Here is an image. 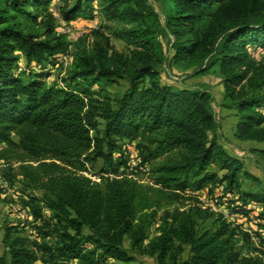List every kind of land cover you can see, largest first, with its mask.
I'll return each mask as SVG.
<instances>
[{
    "label": "trees",
    "instance_id": "trees-1",
    "mask_svg": "<svg viewBox=\"0 0 264 264\" xmlns=\"http://www.w3.org/2000/svg\"><path fill=\"white\" fill-rule=\"evenodd\" d=\"M51 1L0 0V161L18 165L31 226H52L56 240H29L7 225L0 264H140L135 255L156 264H264V190H241V177H252L221 147L210 94L161 81L159 40L165 31L172 61L195 75L217 66L225 105L238 111L234 137L264 142V94L255 92L264 55L253 54L264 52V0H156L162 19L147 0H62L63 22L98 4L110 24L90 44L76 42L73 68L47 83L46 68L72 45L56 30ZM117 79L126 87L115 98L94 89ZM133 142L148 183L117 175ZM97 163L96 180L88 174ZM217 184L233 198L214 202L245 221L219 214L213 229L199 230L211 212L187 191Z\"/></svg>",
    "mask_w": 264,
    "mask_h": 264
},
{
    "label": "rangeland",
    "instance_id": "rangeland-1",
    "mask_svg": "<svg viewBox=\"0 0 264 264\" xmlns=\"http://www.w3.org/2000/svg\"><path fill=\"white\" fill-rule=\"evenodd\" d=\"M62 3V0H52L49 6L52 19L54 20L57 32L63 34L68 42L72 45L68 49V58L63 62H57L53 66L46 68L48 72L46 82H56L64 77L67 72H69L74 66L73 54L75 53L74 44L78 41L90 44L92 42V37L94 32H103L107 34V30L103 27L104 25H109L108 22L100 11V7H93L90 14H84L78 16L74 21L70 23H65L61 20L59 13L57 11L58 5ZM147 3L154 9V11L162 19L163 17V7L156 0H147ZM170 36L165 32H161L159 40L162 44V50L164 54L165 61L162 64L160 70V78L163 83L170 84L176 87H189V88H200L205 90L210 94L211 97V107L216 123L219 126V143L221 147L232 157H236L243 163L244 169L251 175L252 178H247L242 176L240 179L241 190H252V189H263L264 190V156L259 152V150L264 149V142H254V141H239L234 137V126L238 118V111L233 107H227L225 105L226 100L223 97V87L222 78L218 71V67L215 66L199 75L193 74V68L187 67L184 63H175L172 61V52L170 49ZM111 44L120 52L126 51L125 44L114 38H110ZM258 59L261 54L256 51L253 53ZM20 66H23L24 59L22 55H19ZM126 87V82L124 79H117L115 82L107 84H96L94 86L95 90L101 89L106 92L111 98L117 97ZM264 94V86L255 91ZM5 144L0 145V149L4 148ZM127 162V160H126ZM127 163L118 168L117 175L120 176L121 173L128 174L131 171L125 172V166ZM152 163L150 164V166ZM100 167V163H97L92 170L91 175L93 179L97 180L96 175ZM123 171H120L122 170ZM134 177L141 180L142 183L149 182L148 173H144L138 168L136 171H132ZM106 176V175H105ZM111 176V175H109ZM19 171L18 165L16 163H9L7 161H0V255L3 252L2 247V237L4 234L5 226L12 225L17 226L20 230L19 233L22 236L27 237L29 240H40L44 237L41 233H48L45 241L54 242L56 240V232L50 228L41 227L42 232H38L37 229L31 226L32 216L28 208H23V202L27 198V193L22 192L19 183ZM257 179V181L253 179ZM224 184H217L212 187H207L201 189L198 194V202L206 206L211 212V217L206 221H201L198 223L199 230L213 229L216 226V218L219 214L227 215L228 219L231 221L243 222L245 219H236L228 215L227 211L222 207L218 206L214 200H221V198L232 199L231 193L223 192ZM187 192L190 193V190ZM39 196V192L34 193ZM45 219L49 218V213L46 210L42 211ZM38 226L39 223L37 224ZM254 226L252 221L244 222V227L248 228ZM156 224L150 229V236L155 233ZM41 236V237H40ZM124 247H128V242L124 241ZM186 250L183 257L186 256ZM135 260L140 264H156L151 258L139 257L135 255ZM35 264H40L35 262ZM69 264H71L69 262ZM109 264H121L120 262L110 261Z\"/></svg>",
    "mask_w": 264,
    "mask_h": 264
},
{
    "label": "built area",
    "instance_id": "built-area-1",
    "mask_svg": "<svg viewBox=\"0 0 264 264\" xmlns=\"http://www.w3.org/2000/svg\"><path fill=\"white\" fill-rule=\"evenodd\" d=\"M262 53L263 54H261L260 58L264 55V52H262ZM67 58H68V53L62 54L61 56L58 57V62L59 61L63 62ZM123 150H124V154H125V156L127 158V165L125 166L126 168H123V169H125V172L131 171V173H128V174H126V173L122 174L121 173L120 176H124L125 175V176H128V177H132L133 179L141 182V180H138V179H136L134 177V175L132 174V171H136V168H138L139 170H141L142 172L147 174V172L149 170V165L146 164L144 166H140V164H139V162H140L139 161V152H138L137 148L135 147V143L134 142L133 143H125L124 147H123ZM123 169L120 170V171H123ZM199 192H200V190H198V191H190V193L189 192H187V193L192 195V196H194V197H196L198 199V198H200L198 196V194H197ZM200 206L203 207V208H206V206H203L201 204H200ZM225 217H228V216L225 215Z\"/></svg>",
    "mask_w": 264,
    "mask_h": 264
}]
</instances>
